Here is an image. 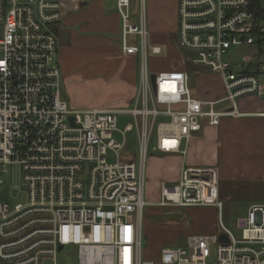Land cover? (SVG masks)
<instances>
[{"label":"built area","instance_id":"1","mask_svg":"<svg viewBox=\"0 0 264 264\" xmlns=\"http://www.w3.org/2000/svg\"><path fill=\"white\" fill-rule=\"evenodd\" d=\"M67 0H0V264H58L74 248L77 264H264V203L249 206L235 233L223 223L220 174L183 166L147 200L149 153H188L205 126L244 116L239 100L264 97V0H177V37L193 61L221 77L225 96L200 97L182 67L153 73L144 4L117 0L121 49L138 58L135 104L127 110L71 108L63 96L55 27ZM250 49L235 61L233 48ZM219 104L220 107L218 106ZM132 116L119 128V115ZM136 129L138 151L126 134ZM161 207L214 206L220 234H190L157 257L144 247L145 212Z\"/></svg>","mask_w":264,"mask_h":264},{"label":"crops","instance_id":"2","mask_svg":"<svg viewBox=\"0 0 264 264\" xmlns=\"http://www.w3.org/2000/svg\"><path fill=\"white\" fill-rule=\"evenodd\" d=\"M116 1H66L62 21L55 27L59 40L57 61L64 85L67 84L68 78L73 75L74 71L84 76H96L107 85L106 94L107 91L110 93V95L103 96L104 99L101 98L97 108L127 110L135 104L139 82L138 58L122 52V22ZM177 5V0H151L152 22L149 26L145 0L144 10L150 32V42L160 45L163 49L162 54L169 52L167 54L170 59L165 68L161 66L150 68L153 73L182 67L180 65L182 55L179 56L176 52L173 54L170 40L171 34H175L178 46ZM132 9L134 19L138 21L141 0H133ZM63 96L70 105L64 93ZM71 106L80 105L71 103ZM239 109L244 116L224 117L220 125L205 126L197 133L190 142L185 158L180 155L163 154L178 163H174L171 172L168 173L170 181L161 179L160 183L177 181L183 166L215 167L219 171L220 180L231 178L234 173V175L243 173L253 175L260 168L262 169L260 173L264 172V99L258 96L244 97L239 100ZM176 156L178 160L175 159ZM147 200L157 203L159 194L155 197L150 190L147 193ZM185 209L197 219L191 227L193 233L206 235L217 233L216 218L214 219L218 211L216 207L193 206ZM157 213L156 205H149L146 208L144 225L148 229L153 226L150 219L156 217ZM178 223L176 234L172 233L171 238L160 242L161 244H155V240L147 239L148 247L145 249L149 257H157L163 248L162 244L175 245L179 243V237L187 238L190 235L188 228L182 224L184 223L182 217L179 218ZM145 236L148 234L145 233ZM185 242L186 239L180 245H184ZM152 245L153 247L160 245V249L153 253L150 251Z\"/></svg>","mask_w":264,"mask_h":264},{"label":"rangeland","instance_id":"3","mask_svg":"<svg viewBox=\"0 0 264 264\" xmlns=\"http://www.w3.org/2000/svg\"><path fill=\"white\" fill-rule=\"evenodd\" d=\"M146 6L148 10L149 26H151V0H146ZM170 37L172 46L171 49H173L172 52L173 54L176 52L179 56L182 55L180 65H182V67L190 74V84L192 88H194L196 93L200 97H203L204 100L214 102L213 105H217L215 104V101L221 100L225 96V89L221 77L211 73L205 66L195 63L193 61L194 53L192 51L181 47L179 43L178 46L176 45L175 34H171ZM166 48H168L167 44ZM251 52L252 51L250 49L245 47L233 48L231 50V53H234L235 61L239 62H242L245 57L251 56ZM167 53L164 52L163 54L156 56L152 55L150 57V68H154L156 66L165 68L168 64V61L170 60ZM106 86L107 85L103 83L98 77L84 76L77 71H74L73 75L68 78L67 84L64 85L62 80L63 93L68 98L71 108L85 109L99 107L101 98L104 99L103 96L110 95L109 91H107L106 94ZM262 99H264V97H262ZM105 102L107 103L106 100ZM71 103L78 104L80 106L73 107L71 106ZM220 105L221 104L218 106L220 107ZM128 122H134L132 116L123 114L119 115V128L123 129ZM136 135V129L126 134L128 147L135 151V153L138 151V140ZM177 158L178 156H176L175 159ZM176 162L178 163V161H173L169 157L167 158L166 155L152 151L149 153L147 163V193L152 190L154 196H158L160 191V180L167 179L170 181L168 173L171 172L172 165ZM260 170L262 169H258V171H256V173L253 175H246V173L234 175V173L231 178H224L219 182V199L224 203L222 214L223 223L235 233H237V231H235V225L238 218L247 214L250 204L255 202L264 203V172L260 173ZM23 197L24 195H19L18 197L12 196L11 194H8V190H5L3 195L0 196V201H8L10 202L11 206H14V204L21 201ZM156 209L158 211L156 217L150 219V222L153 224V226L148 229L146 225H144L145 248L148 247L147 239L155 240V244H161L160 242L170 239L172 233L176 234V224H179L178 220L181 217L183 218L184 222L182 224L188 228L189 233H195L192 232L191 227L197 219L190 215V213L185 208L156 206ZM215 218V224H217L216 231L220 234L221 224L219 211H217L214 219ZM145 233H147L148 236H145ZM178 239L179 243L175 245L183 244L186 237L181 236ZM159 246L153 247L152 245L150 247V251L153 253L157 252L158 249H160ZM165 246H169V244L164 243L161 245V247ZM48 264H53V262ZM58 264H77L76 250L74 248L66 249L65 252L59 256Z\"/></svg>","mask_w":264,"mask_h":264},{"label":"water","instance_id":"4","mask_svg":"<svg viewBox=\"0 0 264 264\" xmlns=\"http://www.w3.org/2000/svg\"><path fill=\"white\" fill-rule=\"evenodd\" d=\"M220 240L223 241V242H227L228 238H227V236L224 233H222V234H220Z\"/></svg>","mask_w":264,"mask_h":264},{"label":"trees","instance_id":"5","mask_svg":"<svg viewBox=\"0 0 264 264\" xmlns=\"http://www.w3.org/2000/svg\"><path fill=\"white\" fill-rule=\"evenodd\" d=\"M148 255V254H147Z\"/></svg>","mask_w":264,"mask_h":264}]
</instances>
